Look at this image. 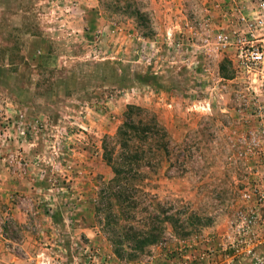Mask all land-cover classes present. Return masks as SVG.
<instances>
[{
    "label": "rangeland",
    "instance_id": "rangeland-1",
    "mask_svg": "<svg viewBox=\"0 0 264 264\" xmlns=\"http://www.w3.org/2000/svg\"><path fill=\"white\" fill-rule=\"evenodd\" d=\"M217 12L201 0H0V264H255L225 239L255 205L241 192L264 193V85L201 43L221 27L261 39L264 27L202 20ZM127 104L171 139L127 222L144 226L146 193L202 220L185 239L167 224L162 241L119 259L102 143Z\"/></svg>",
    "mask_w": 264,
    "mask_h": 264
},
{
    "label": "trees",
    "instance_id": "trees-1",
    "mask_svg": "<svg viewBox=\"0 0 264 264\" xmlns=\"http://www.w3.org/2000/svg\"><path fill=\"white\" fill-rule=\"evenodd\" d=\"M170 140L168 130L157 115L136 104H127L116 133L103 139L102 156L113 176L106 184L109 201L102 210L107 222L114 226L111 246L119 259L135 257L162 241L167 224L175 238L185 239L193 231L191 225H199L202 220L196 213H186L172 204L164 207L146 193L149 198L144 202L145 216L138 221V225L144 226L138 228L127 222L135 218L141 202L139 182L148 177L144 168L155 169L159 165L162 153L167 155L170 150Z\"/></svg>",
    "mask_w": 264,
    "mask_h": 264
},
{
    "label": "built area",
    "instance_id": "built-area-1",
    "mask_svg": "<svg viewBox=\"0 0 264 264\" xmlns=\"http://www.w3.org/2000/svg\"><path fill=\"white\" fill-rule=\"evenodd\" d=\"M201 1L214 5L218 11L216 15L202 17V20L245 23L248 27L253 26L254 30L264 27V0H258L256 5L252 0ZM245 8L249 12H246ZM205 9L207 10V7ZM257 36L254 31L245 33L239 28L221 27L211 39L208 34L203 36L201 45H211L215 53L231 52L236 69L245 74L251 82L264 85V38L259 39ZM251 145L249 148L259 149L257 142ZM258 166L254 171L255 179L264 181V162L258 161ZM251 194L256 197L255 205L237 211L226 234L225 249L232 256L255 258V264H264V255L259 254L264 244V225H260L262 215L258 208L264 206V193L254 187L251 192L243 190L240 197L249 200Z\"/></svg>",
    "mask_w": 264,
    "mask_h": 264
}]
</instances>
